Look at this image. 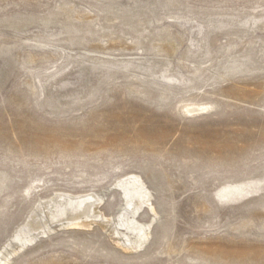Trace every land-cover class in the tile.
<instances>
[{"label": "rangeland", "instance_id": "rangeland-1", "mask_svg": "<svg viewBox=\"0 0 264 264\" xmlns=\"http://www.w3.org/2000/svg\"><path fill=\"white\" fill-rule=\"evenodd\" d=\"M131 3L0 0V250L54 194H102L115 216L114 184L138 175L157 214L142 249L95 224L57 227L9 264H264V181L217 195L264 175V0H171L138 18L122 15ZM202 19L224 27L193 54ZM143 63L155 80L89 68Z\"/></svg>", "mask_w": 264, "mask_h": 264}, {"label": "bare ground", "instance_id": "bare-ground-1", "mask_svg": "<svg viewBox=\"0 0 264 264\" xmlns=\"http://www.w3.org/2000/svg\"><path fill=\"white\" fill-rule=\"evenodd\" d=\"M131 2V5L127 6L125 13L119 11L122 13V15L130 18H138L140 16L143 17L145 14H155V12L159 11V9L160 11H163L162 7H168L171 5V0H148V6L145 7H143L142 4L137 3L136 0H131ZM149 21L152 22V19ZM257 22L259 21L252 22L249 24V26L247 25L249 22H241L237 24V26L241 29H246V31H255L258 24ZM223 27L224 25L222 22L208 24V20L202 19V24L199 28V36L202 39V45L200 42H198L197 45H192L193 54H205L207 46H205V44L208 42L210 33L213 32L212 29L220 30ZM157 38L161 39V36L158 35L156 39ZM249 45L251 47L254 46L252 43ZM259 52L260 50H258L257 53H250L246 55L245 58L251 59V55H253V57H257ZM4 53L5 52L0 51V56L4 55ZM249 59H247L246 62H243V64L248 63ZM228 61L229 60L226 62ZM89 68L93 72H102L105 74L109 70L111 71L119 68L127 71L138 70L148 78H153L155 80L156 77L155 73L153 72V66L145 63H143V65L126 64L125 66H103L100 64H92ZM201 70V67L196 68V72H200ZM193 79L194 77H187L184 72L180 71V84L185 85L193 81ZM206 109L207 107L194 108L191 109L189 113L197 114L199 112L206 111ZM263 181L264 175L263 178L259 180L250 182L247 181L248 183L226 186L219 190L217 195L219 196L220 194H223L239 197L238 195L244 192L254 193ZM114 187L118 189L123 199V202L119 207L117 214L115 215L116 217L113 216L107 218L101 213L102 211H99L98 208L104 203V196L102 194H95L93 192L89 194L85 193V195H71L69 193L59 194L57 192L58 194L53 195V197L57 196L55 198L52 197L53 200L45 201L43 199V201L37 202L20 229L17 230L16 234L11 238L10 242H8L5 246L3 245L4 247L0 250V264H9L13 255H15L17 252L20 253L28 244L34 245L33 243L35 242V238L38 235L49 236V234L53 232L54 228L66 226L72 227V229L89 228L95 224L108 231L110 235H112L113 240L119 246H123L122 248L126 249L127 251L132 252L142 249L151 236L150 227L157 215L150 203L151 194L146 188L142 178L138 175H130V177L123 178L117 181L114 184ZM128 197L129 200H127ZM124 198L129 201L128 204L125 203ZM144 208H148L152 213V222L150 221V223H140L137 221L136 217L138 213ZM123 226L125 228V232L127 231V233H120V227ZM13 242L17 243L16 249L12 248Z\"/></svg>", "mask_w": 264, "mask_h": 264}, {"label": "water", "instance_id": "water-1", "mask_svg": "<svg viewBox=\"0 0 264 264\" xmlns=\"http://www.w3.org/2000/svg\"><path fill=\"white\" fill-rule=\"evenodd\" d=\"M124 200H125V203L128 204L129 201H127V200H129V197L127 198V200L124 198ZM127 204H126V205H127ZM46 236H47V235H46ZM36 240H37V239H35V241H36Z\"/></svg>", "mask_w": 264, "mask_h": 264}]
</instances>
